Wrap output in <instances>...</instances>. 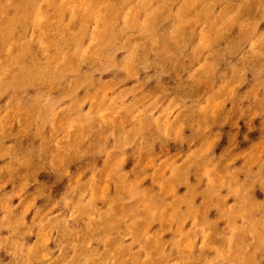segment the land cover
Here are the masks:
<instances>
[{
  "label": "clouds",
  "instance_id": "1",
  "mask_svg": "<svg viewBox=\"0 0 264 264\" xmlns=\"http://www.w3.org/2000/svg\"><path fill=\"white\" fill-rule=\"evenodd\" d=\"M0 264H264V0H0Z\"/></svg>",
  "mask_w": 264,
  "mask_h": 264
}]
</instances>
